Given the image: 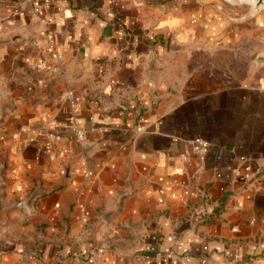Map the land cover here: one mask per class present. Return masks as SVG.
<instances>
[{"label": "crops", "instance_id": "0c3cea01", "mask_svg": "<svg viewBox=\"0 0 264 264\" xmlns=\"http://www.w3.org/2000/svg\"><path fill=\"white\" fill-rule=\"evenodd\" d=\"M0 126V264H264V8L0 0Z\"/></svg>", "mask_w": 264, "mask_h": 264}, {"label": "water", "instance_id": "95a60500", "mask_svg": "<svg viewBox=\"0 0 264 264\" xmlns=\"http://www.w3.org/2000/svg\"><path fill=\"white\" fill-rule=\"evenodd\" d=\"M229 3H233V4H241L242 2H249L252 6V11L255 12L259 9H262L264 8V0H225ZM174 49H183L185 51H192L193 49H205V50H211L213 49L212 46H209L207 44H204V43H197V42H189L188 44H185V45H181V44H177L175 43V47H173ZM260 60H262L263 57H258ZM36 197V194H32L29 201L30 202L32 199H34Z\"/></svg>", "mask_w": 264, "mask_h": 264}, {"label": "built area", "instance_id": "2783aa9c", "mask_svg": "<svg viewBox=\"0 0 264 264\" xmlns=\"http://www.w3.org/2000/svg\"><path fill=\"white\" fill-rule=\"evenodd\" d=\"M45 2H47L48 0H44ZM39 10V7H35L34 8V11L37 12ZM51 51L53 50L54 51V54H55V57L56 58H59L61 56V54L58 52V49L57 47L53 46V45H50V48H49ZM37 68L38 69H44V70H48V67L45 63H40L37 65ZM68 95L71 97L72 96V91H69L68 92ZM1 127V126H0ZM76 136H77V140L80 141L82 139V132L80 130H76ZM199 144H200V152L204 153L206 150H207V147L206 145L204 144L203 141H199Z\"/></svg>", "mask_w": 264, "mask_h": 264}]
</instances>
